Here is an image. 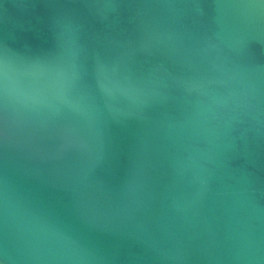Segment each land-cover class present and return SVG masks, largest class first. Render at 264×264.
<instances>
[{
  "label": "water",
  "instance_id": "95a60500",
  "mask_svg": "<svg viewBox=\"0 0 264 264\" xmlns=\"http://www.w3.org/2000/svg\"><path fill=\"white\" fill-rule=\"evenodd\" d=\"M0 264H264V0H0Z\"/></svg>",
  "mask_w": 264,
  "mask_h": 264
}]
</instances>
